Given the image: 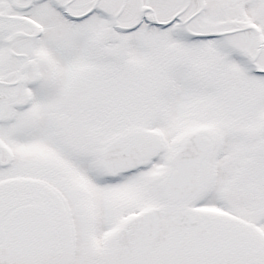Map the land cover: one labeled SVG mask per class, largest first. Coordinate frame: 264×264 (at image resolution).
<instances>
[{
    "label": "snow or ice",
    "instance_id": "obj_1",
    "mask_svg": "<svg viewBox=\"0 0 264 264\" xmlns=\"http://www.w3.org/2000/svg\"><path fill=\"white\" fill-rule=\"evenodd\" d=\"M0 264H264V0H0Z\"/></svg>",
    "mask_w": 264,
    "mask_h": 264
}]
</instances>
